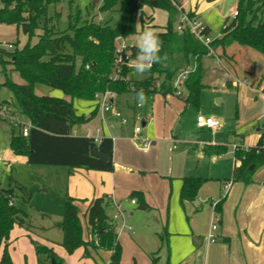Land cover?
<instances>
[{"label": "trees", "instance_id": "obj_1", "mask_svg": "<svg viewBox=\"0 0 264 264\" xmlns=\"http://www.w3.org/2000/svg\"><path fill=\"white\" fill-rule=\"evenodd\" d=\"M63 0H1L0 24L16 25L28 36V41L21 48L13 45V51L0 48V63L6 80L3 86L12 90L18 103L19 111L31 124L29 133L24 136L20 130H12L10 148L14 154L27 158L28 164L65 166L72 173L74 169L100 170L112 172L113 139L102 137L97 143L94 137L74 135L77 125L87 123L91 118L80 116L74 107L75 99L95 100L98 92L112 90L116 94L127 91L137 92L143 89L146 93L159 92L164 96L175 94L174 79L178 73L167 67L168 58L176 53L186 57H194L196 70L192 72L185 88V103L198 108L204 85L201 81V59L209 55V49L189 31L180 33L176 29L178 16L184 7L180 0H103L102 12L115 10L120 12L118 22L113 25L112 18L102 22L94 19H83L77 8L69 15L66 29L58 26V13L50 15L51 7ZM155 2V5L153 4ZM73 4V1H69ZM145 6H152L168 12V21L164 31H156L163 42L160 55L166 60L153 65L141 80L114 79L116 66V50L119 39L126 40L138 33L137 23L142 18ZM237 15L227 17L220 30L221 37L212 39L210 47L215 55L230 56L228 49L234 44L248 47L264 56V0H239ZM191 16L196 13L189 12ZM205 33L210 35L206 26ZM37 36L38 41L31 44ZM130 60L135 59L136 45H127ZM18 72L25 81L18 84L9 78L6 66ZM89 66V68H87ZM121 75L128 76L131 67L121 66ZM162 77V81L159 79ZM37 85H45L53 90L61 91L64 97L37 95ZM259 140L257 146L245 151H235L236 161L232 182H252L255 170L264 164V148ZM110 155L107 163H103L94 153V149ZM227 151L226 147L216 149L217 154ZM208 179L185 177L181 189V201H194L200 188ZM226 195L215 205L219 214ZM13 201L14 204L10 205ZM143 201V200H141ZM111 199L105 196L93 199L86 211L89 240L83 237L84 228L80 217V208L76 199L66 195L65 213L58 224L63 231L62 246L72 254L81 247L91 246L94 249L112 251L111 264H120L121 246L112 217L107 212ZM217 213V214H218ZM26 213L15 204L13 188L0 185V249L5 251L0 264H12L6 252L10 233L15 224H21ZM161 240L165 242L164 235ZM39 264H51L55 259L63 261L52 248L35 243ZM88 254V250L85 252ZM156 264V262H155Z\"/></svg>", "mask_w": 264, "mask_h": 264}, {"label": "rangeland", "instance_id": "obj_2", "mask_svg": "<svg viewBox=\"0 0 264 264\" xmlns=\"http://www.w3.org/2000/svg\"><path fill=\"white\" fill-rule=\"evenodd\" d=\"M69 1H73V4H69ZM238 1L183 0L184 4L190 7L189 9L198 2L197 6L201 12V18L210 26L213 39L221 36L220 30L224 21L227 16L232 19ZM102 5L103 0H63L60 4L51 7L50 15L57 13L60 15L58 26L62 30L67 28L69 15L74 14L77 8L80 9L83 19L89 18L102 22L112 18V24L115 25L120 18V12L116 11V9L102 12L100 10ZM156 9V23L161 27L166 26L168 12L160 8ZM99 17L101 18L100 20ZM152 22L153 19L150 16L142 15V18L137 23L138 33L128 37L124 44L136 45L137 37L144 30L155 28L151 24ZM27 41L28 36L24 34L21 28L18 29L16 25L0 24V43L4 46L1 47L2 49H10V42H13L12 45L16 43L17 47H21ZM35 41L36 37H33L31 44ZM228 54L230 56L226 57L209 54L201 59V81L209 85V87L203 89L198 108L189 107L184 111L183 99L187 94L185 86L180 88L178 93L166 96L163 94L145 93L147 103L143 107L138 106L136 93L133 91L116 94V106L121 113V118L114 117L109 112L107 115L110 114L113 120L107 121V124L111 126L109 127L111 129L109 135L117 139L113 138L114 142L116 141L114 149L116 147L117 155L124 157L127 154L128 157L141 161L150 157L153 150L157 148L159 150L157 162L144 164L148 166L147 168H157L160 172L170 173L172 169L175 171L181 169L186 159L192 156L190 148L199 146L201 142H210L211 139H215L218 144L228 146V154L222 160H219L222 161L221 164L212 167V163L209 162L210 165L204 164L195 172L214 174V171L218 169L220 170L218 173L221 174L220 176L230 174V166L234 162V151L232 148L234 143L232 142L235 141L236 144L242 142L245 147L250 148L256 144L260 133L264 132V56L255 50L238 44L231 46L228 49ZM128 66H130V62ZM195 66L194 57H186L182 53L170 56L167 62V67L178 72L185 68H194ZM3 68V64L0 63V82L6 80ZM10 68V65L6 66L9 78L18 84H24L25 81L19 73L10 71ZM120 69L121 67L114 72L115 80H141L145 77V74L142 76L137 75L133 67H131V72L128 76L124 77L120 74ZM245 80L249 82L248 86L243 84ZM160 81H162V77L158 83ZM55 91L48 86L42 85L36 88L35 93L37 95H51ZM218 99L221 101H218ZM5 100L10 102L9 105H11L12 110L17 115L19 107L14 93L10 88L1 85L0 104ZM97 105L98 102L96 100H74L76 113L80 116H88ZM18 115V118L23 122L26 124L30 123L29 119L21 112H18ZM148 115L153 118V121L148 126L143 127V121ZM199 115L219 120L221 127L213 131L197 130L195 124ZM123 119L127 120L126 125L121 124ZM106 120H108L107 116ZM100 121L101 119L98 118L95 124L100 125ZM136 127H141L143 129L141 136L150 140V147L147 153L143 152L135 139L136 135L134 132ZM151 127L153 136L147 134L148 129ZM13 128L17 133L19 128L10 119L0 118V153L3 154L4 158V164L0 166V185L3 188L14 189L17 207L28 215L21 218V224L28 223L31 220L35 226L44 228L42 229L44 231H42L41 238L47 237L60 241L63 232L58 224L64 218V205L67 187L69 186V177L65 173H60V171H67V168L28 164L24 162L22 156L13 154L9 144ZM174 135L179 137L176 150H173L171 143ZM121 136L129 137L130 141L119 140ZM153 141L156 142L155 145L152 144ZM73 182L77 181L72 180ZM169 198L170 195L168 194L167 200ZM136 208L138 207L136 206ZM121 223L122 220L118 219L115 226L118 224L117 228L119 229ZM36 240L39 241L33 236L30 240L27 239L24 244L23 241L19 242L20 248L18 245V247H15L16 244H13L8 250L13 253V256H24L27 253L30 257L29 251H34ZM37 243L41 244L40 242ZM25 247H28V249ZM65 251L67 252L66 249ZM74 253L70 254L67 252V255L72 256ZM25 259L28 260V258H24V261Z\"/></svg>", "mask_w": 264, "mask_h": 264}, {"label": "crops", "instance_id": "obj_3", "mask_svg": "<svg viewBox=\"0 0 264 264\" xmlns=\"http://www.w3.org/2000/svg\"><path fill=\"white\" fill-rule=\"evenodd\" d=\"M180 2L185 9L190 8L184 4L183 0ZM197 3L191 7V10L196 11L197 17L202 20ZM156 10V7L145 6L142 14L153 19L151 24L155 27L154 31H164L165 26L161 27L155 21ZM203 22L210 28L205 21ZM211 32L210 28L212 38ZM35 37L36 41L33 44L38 41V37ZM123 41L125 42V40ZM1 47L4 46L0 43ZM11 69L12 66L10 71H12ZM4 82L5 80L0 82V86ZM204 85L209 87L207 84ZM245 85L248 86L249 82ZM38 86L42 85H37L36 88ZM154 94L160 93L154 92ZM51 95L69 99L57 90ZM185 99L186 97L183 99L184 111L189 107L193 108L185 103ZM218 101L221 100L218 99ZM2 103L10 104L7 100ZM17 116H19L18 112ZM106 116L108 120H106ZM103 117L106 125L103 122ZM86 118L91 119L87 123L77 125L73 131L74 135L100 136L101 138L105 136L116 139L109 135L111 126L107 124V121H112L113 117L107 113L103 114L99 105ZM98 118L102 121H100V125L95 124ZM152 121L153 118L148 115L143 121V127L148 126ZM195 127L197 130L213 131L198 128L197 120ZM97 129L100 132H97ZM217 129L219 127L215 130ZM152 132L151 127L147 134L153 136ZM262 134L263 132L260 133L253 147L257 146ZM119 138L126 142L130 141V138L126 136ZM178 139L177 135L171 139L173 150L177 149ZM115 144L116 141L113 140L114 170L112 172L77 168L71 173L68 167L54 166L67 168V171H60V173H65L69 177L67 195L76 199V204L80 208L85 241L90 239L86 218L88 206L93 199L105 196L111 199V203L107 207V212L111 217L117 212L115 205H118L125 215L124 226L122 223L119 229L117 228L118 224L115 226L121 246L120 264H155V262L156 264H264V164L255 170L250 183L232 182L236 165L235 153L233 165L230 166L231 170L229 169L230 174L220 176L218 169L214 171V174L195 172L204 164L210 165L209 162L212 163V167L221 164L222 161L219 160H222L229 152L228 146L218 144L215 139H211L210 142H201L199 146L190 148L192 156L188 155L189 157L181 169L178 171L172 169L170 173H164L157 168H147L148 166L144 164L157 162L159 155L157 148L153 150L151 156L149 155L150 157L139 161L128 157L127 154L124 157L118 156L116 147L114 149ZM152 144L155 145L156 142L153 141ZM240 145H243L242 142ZM219 147H226L227 151L217 154L216 149ZM1 155L3 156L2 153ZM22 157L27 163V158ZM185 177L208 179L200 188L194 201H181V189ZM72 180L77 182L72 183ZM230 181L232 185L219 214L215 211V205L224 196L225 183ZM168 194L170 198L167 200ZM131 199H136L137 203L133 204L130 202ZM216 215L219 216L218 238L211 243L208 240V234ZM42 229L44 228L35 226L31 220L28 223L14 225L6 248L13 264H39L36 248L34 251H29L31 260L27 253L24 256H13V253L8 250L11 245L16 244L15 247H18L22 241L24 244L27 239L30 240L33 236L39 239L36 241L41 245L52 248L63 264H111L112 251L87 246L79 248L70 256L67 255L61 244L63 234L60 241L47 237V239L41 238L42 231H44ZM161 235H164L165 242L161 240ZM25 248L28 249V247ZM86 250H88V254L85 253ZM4 251L5 246L3 245L0 249L1 259ZM24 258H28V260L24 261Z\"/></svg>", "mask_w": 264, "mask_h": 264}, {"label": "built area", "instance_id": "obj_4", "mask_svg": "<svg viewBox=\"0 0 264 264\" xmlns=\"http://www.w3.org/2000/svg\"><path fill=\"white\" fill-rule=\"evenodd\" d=\"M175 1V0H171ZM0 6H2L1 0H0ZM185 9V8H184ZM196 13V11H193L191 9H185L184 12L181 11V13L178 16V22L176 25V29L178 32L183 33L184 31H189L193 35H195L196 38H198L208 49H209V54L212 55L214 54L213 50L210 47L212 38L210 35H207L205 33L206 30V25L205 23L200 20L197 17V14L194 16H191L189 12ZM237 15V11L235 10L234 16ZM101 18L99 17V20ZM119 47L116 50V60L115 64L117 67H121L124 65H129L130 62V52L127 50V45L124 44V41L122 40L121 43L118 45ZM13 47L12 44H9V48ZM128 54V55H127ZM197 65L194 68H185L181 71H179L174 79V86L176 88V92L178 93L180 88L185 86V82L187 81L189 75L196 70ZM89 68V66H87ZM244 84H247L248 81L245 80L243 82ZM178 89V90H177ZM180 94V93H179ZM115 98H116V93L112 90H106L102 92H98L95 95V100L98 102V105L100 107V110L102 113H109L111 112L114 117L121 118V113L119 109L116 106L115 103ZM0 118L2 119H10L11 122L19 128L21 133L24 136H27L29 133V129L31 127V124H26L23 122L21 119L18 118L17 115H15L14 111L12 110L11 105L8 103H2L0 104ZM103 122L106 125L105 119L103 117ZM121 123L126 124L127 120L123 119ZM197 126L200 129H210V130H215L216 128L221 126V122L219 120L214 119L213 117L205 116V115H199L197 117ZM141 127H136L135 129V139L138 141L140 148L143 150V152L147 153L150 147V140L143 138L141 136ZM97 132H100L99 129H97ZM95 141L98 143L101 139L100 136L94 137ZM261 141H262V148H264V132L261 135ZM175 148V146H174ZM233 151L237 149H243L245 151L249 150V148L245 147L244 145H240V143L236 144L234 143L232 145ZM4 164V158L0 153V166ZM236 164H240V160L237 159ZM232 182H227L224 185V195H227L231 188ZM133 204L137 203L136 199H132L131 201ZM14 202L11 201L10 205H13ZM117 208V212L112 216L111 223L115 225L116 221L118 219L122 220V225L124 226V221H125V215L124 213L120 210L118 205H115ZM219 223V216L216 215L214 217L213 223L211 225L210 232L208 234V240L209 242L213 243L217 240L218 238V225Z\"/></svg>", "mask_w": 264, "mask_h": 264}, {"label": "clouds", "instance_id": "obj_5", "mask_svg": "<svg viewBox=\"0 0 264 264\" xmlns=\"http://www.w3.org/2000/svg\"><path fill=\"white\" fill-rule=\"evenodd\" d=\"M162 45L163 42L158 33L153 29H146L137 37L135 59L130 60V66L134 68L137 75H144L152 69L154 64L167 59L166 55L163 57L160 55ZM136 100L139 107L147 103V96L143 89L136 92Z\"/></svg>", "mask_w": 264, "mask_h": 264}, {"label": "water", "instance_id": "obj_6", "mask_svg": "<svg viewBox=\"0 0 264 264\" xmlns=\"http://www.w3.org/2000/svg\"><path fill=\"white\" fill-rule=\"evenodd\" d=\"M153 4L155 5V2ZM121 40L122 39H119V43H121ZM10 51H13V47H10ZM94 153L103 163H107L110 159V155L100 152L98 148L94 149ZM51 264H60V263H58L55 259H52Z\"/></svg>", "mask_w": 264, "mask_h": 264}]
</instances>
